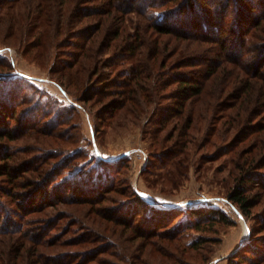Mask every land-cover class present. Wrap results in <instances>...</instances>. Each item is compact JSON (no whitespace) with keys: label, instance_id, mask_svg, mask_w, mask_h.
<instances>
[{"label":"trees","instance_id":"16d2710c","mask_svg":"<svg viewBox=\"0 0 264 264\" xmlns=\"http://www.w3.org/2000/svg\"><path fill=\"white\" fill-rule=\"evenodd\" d=\"M230 3L235 7L233 10L228 7ZM244 8L246 10L243 13ZM128 12L137 14L138 21L134 26L129 24L133 20L126 17ZM0 13V30L6 29L11 35L15 34L10 40L19 48L26 50L30 47V50L37 52L47 45L46 40L56 46L61 36L63 41H68L60 42V45L78 49L70 52V59L65 60L64 77L61 78L68 81L62 79L58 83L66 93L73 94L85 104L92 100L94 104L100 103L101 107L110 108L114 114L121 108L123 113L134 112L139 117L154 103L155 95L164 91L167 85L175 84V89L170 93V97L174 98L173 107L163 103L154 104L159 105L155 107L162 111L160 121L156 120L157 127L152 129L155 147L158 149L169 145L175 135L174 132L161 133L168 122L177 120L183 123L175 136L179 139L188 137L185 143H181L182 149H186L189 143L193 142L194 146L197 144L193 137L189 139V135L198 130V119L204 117L202 115L206 106L211 107V110H226L224 123H229L235 131L229 137L232 140L231 149L240 157L239 145L242 143L248 146L245 150L246 158L237 164L238 172L235 173L239 181L229 189L226 196L242 214H255L252 209L258 207L264 197L261 192L253 193L255 186L264 189V121L255 120L258 116L264 118V0H2ZM186 13L191 14L187 15L189 18L181 17ZM230 15L234 17L228 20ZM161 35L175 36L180 41L189 39L192 46L187 48L182 42H177L169 47L168 41L163 42ZM235 46L237 48L234 51ZM142 49L145 50L144 54ZM121 51L136 57L137 65L132 66L130 72L122 74L124 79L112 83L114 86L110 87L112 84L101 78V68L112 64L113 60L122 55ZM246 51L257 52V65L244 62ZM166 52L170 56L164 60ZM172 56L174 58L170 59ZM201 58L203 62L199 65L197 61ZM5 61V58L0 57V67L9 65L10 62ZM186 67L193 69L186 70ZM70 85L78 87L79 91L84 90L85 96L74 93ZM31 86L36 87L27 76L12 72V69L3 71L0 68V118L4 120L3 123L16 117L17 108L22 104L20 101L33 100L29 94L23 96ZM226 96L229 99L221 104L219 98ZM20 97L22 100L19 101ZM189 101H193V105ZM73 102L66 106L72 111L66 121L79 111ZM46 105L50 106L48 102ZM33 114L31 112L30 116ZM0 128L1 139H13L10 128ZM214 129L206 135L209 150L216 149V142L229 139L221 129ZM48 135L58 137L55 132H49ZM188 150L183 151L188 153ZM82 151L84 155L87 154L86 149ZM163 151L162 155L167 156L174 150L169 148ZM124 157L112 160L97 156L95 161L111 170L109 166L115 162L120 163ZM33 169L41 176L39 179L34 178L36 184L32 180L10 182L14 186L22 183L25 191L14 190L12 186H0V264H77L80 257V264H91L94 261L103 263L96 258L102 251L95 245L98 239L96 236L81 238L86 245L85 251L80 254L76 252L78 256L71 260H68L71 253L46 254L41 247L58 243L55 238L49 237L48 231L52 224H43L47 218L48 221L54 219V216L44 218L50 213L47 209L54 208L62 200L67 203L71 199L94 201L102 190L112 186L99 182L107 175L98 176V171L91 176V169L82 172L81 168H77L62 178L52 180L53 172L47 173V170H38L35 166L28 171ZM29 185H32L31 189L26 188ZM40 185L43 190H38ZM134 195L136 204L130 207L136 212L129 226L134 225L141 215L144 223L159 221L152 226L154 228L148 226L142 230L136 227L138 230L133 232L135 238L179 236V232L175 234L161 230L166 229L171 221L170 218L156 219L155 213L162 211L160 205L149 202L138 192ZM2 196H8L16 208L11 209L7 202L1 201ZM28 208L29 213L41 212L45 215L38 220L41 222L39 226H33L32 232L27 228L32 219H25V209ZM205 209L192 207L188 210L190 219L195 216L196 221L192 225L195 229H200L205 218H209L212 225L213 221L231 223L222 209ZM57 214L62 215L63 212L58 211ZM263 215L260 216L262 220L252 227L250 234V238L254 239L250 240L251 243L259 244L255 243L252 249L241 256L229 258V264H248L242 260H249V264L264 262ZM204 240H207L205 236H199L192 242V246H200ZM87 243L90 245L87 246ZM63 259L66 262H62Z\"/></svg>","mask_w":264,"mask_h":264},{"label":"rangeland","instance_id":"374dc122","mask_svg":"<svg viewBox=\"0 0 264 264\" xmlns=\"http://www.w3.org/2000/svg\"><path fill=\"white\" fill-rule=\"evenodd\" d=\"M228 7L231 10L235 8L232 3ZM244 10L246 8L242 9L243 13ZM187 15L191 14L186 13L181 17L189 18ZM231 16L228 20L234 17ZM126 17L133 20V23L129 22L133 26L138 21L135 12L126 13ZM229 25L230 22L227 28ZM14 37L15 34L11 35L6 29L0 30V57L5 58L7 63L10 62L8 66L0 68L3 71L12 69V72L27 76L36 87H28L23 93V96L29 94L33 98L31 102L20 101L21 97L18 99L22 104L17 108L16 117L6 123L0 118V126L10 128V132L13 133V139L0 138V186H12L14 190L25 191L22 183L14 186L10 182L21 180L33 182L34 178H41L36 174L37 170L28 171L34 166L38 170H47V173L53 172L51 179L62 178L77 168H81L82 172L91 169V176L100 171L98 176L103 174L107 176L99 182L112 185L105 191L102 190L92 202L72 199L68 203L64 200L58 201L54 208L47 209L50 211L48 216L41 212L29 213L30 208L25 209L27 214L25 219H32L27 226L30 232L33 231V226H39L41 222L38 220H41V217L54 216L52 220L48 221L47 218L43 221V224L45 222L52 224L48 231L49 237L58 241L53 245L49 243V246L41 247L46 254L71 253L68 260L76 258L78 256L76 252L80 254L85 251L86 245L81 238L88 235L96 236L98 239L95 245L102 249L96 258L103 263L94 261L91 264H229V258L241 256L252 249L255 243L259 244L251 243L254 239L250 238V234L252 227L262 220L260 216L264 214L262 207L264 197L262 203L252 209L255 214L246 216L226 196L229 189L239 181V176L235 173L238 172L237 164L246 158L245 150L248 148L242 143L239 145L240 157L231 149L232 140L229 137L235 131L229 123H224L227 118L226 110H211V107H205L202 115L204 117L198 119V130L191 132L192 136L189 135V139L193 137V140L197 141L195 146L193 142L189 143L190 150L189 147L186 149L181 147V143H185L188 137L183 136L179 139L175 136L183 123L177 120L168 122L166 127H162L161 133L174 132L175 135L169 145L158 149L155 147L152 129L157 127L156 120L160 121L162 111L156 108L159 105L154 104L163 103L173 107L174 98L170 97V93L175 89V84L167 85L164 91L155 95L154 103H151L146 108L148 111L139 117H136L134 112L123 113L121 108L114 114L110 108L101 107L100 103L94 104L92 100L86 104L79 101L73 94L66 93L59 84L63 79L61 77H64L65 60L70 59L68 54L78 50L73 46L59 44L67 42V39L63 41L64 38L60 36L56 46L46 40L47 45L35 52L30 50V47L25 50L15 46L10 40ZM160 38L163 42L168 41L169 47L177 42H182L187 48L192 46L189 39L180 41L179 38L168 35H161ZM80 41L82 42V39ZM236 48L237 46L233 50ZM142 51L144 54L145 50ZM121 53L122 55L113 60L112 64L101 68L103 76L101 78L108 84L120 82L124 79L122 74L130 72L131 67L137 65L136 57L125 54L124 51ZM166 54L164 60L170 56L169 52ZM256 57V51H246L244 62L255 66L258 64ZM172 58L174 56L170 57ZM197 62L200 65L203 59ZM189 68L191 67L185 69ZM147 72H150L149 69ZM112 86L114 85L110 87ZM70 88L74 93L85 96L84 90L79 91L78 87L73 85H70ZM223 97L219 98L221 104L229 99V96ZM72 101L79 107V111L66 121L70 117L68 115H72L71 109L66 106ZM47 102L50 105L48 107ZM189 104L193 105V101H189ZM31 112L34 113L32 116ZM57 119L61 123L56 122ZM168 119H171L170 115ZM255 120L264 121V118L258 116ZM214 128L221 129L229 139L216 142V149L209 150L210 144L206 143V135L211 129L215 130ZM49 132L57 133L58 137H50ZM169 148L174 151L169 152L167 156L162 155L163 150ZM84 149L88 155H84L85 152L82 151ZM183 150H188V153ZM95 156L112 160L121 156L126 157L120 163H112L109 166L112 169L108 170L103 163H96ZM34 183L36 184L35 181ZM29 186L26 188L31 189L32 185ZM38 190H43V187L40 185ZM137 192L149 202L161 206L162 211L155 213L156 219L170 218L171 221L166 229L161 230L175 234L179 232L178 238L164 236L135 238L136 235L133 233L135 229L146 230L148 226L150 228L159 222L153 219V223H144L141 221L143 219L141 215L137 217L134 225L129 226L136 212L130 206L136 204L134 194ZM255 192L264 194V189L255 186L253 193ZM1 201L7 202L11 209L16 208V204L11 202L8 196H2ZM192 207L220 208L231 223L213 221L212 225L209 218H205L201 224L202 228L197 230L192 226L196 221L195 216L190 219L188 212ZM58 211H62L63 214L58 215ZM78 236L79 239H76ZM199 236H205L207 240L200 246H192V242ZM61 261L66 262L64 259ZM242 261L251 263L249 260ZM76 263H82L81 257Z\"/></svg>","mask_w":264,"mask_h":264}]
</instances>
